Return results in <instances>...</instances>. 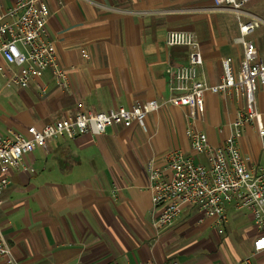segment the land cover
<instances>
[{
  "label": "crops",
  "instance_id": "crops-1",
  "mask_svg": "<svg viewBox=\"0 0 264 264\" xmlns=\"http://www.w3.org/2000/svg\"><path fill=\"white\" fill-rule=\"evenodd\" d=\"M16 0H2L9 5ZM49 9L48 38L67 86H56L49 71L26 89L0 85V133L25 134L73 110L105 112L135 102L169 96L168 66L187 63L186 47H168L165 34H195L202 54L198 78L215 84L221 62L230 57L236 72L242 55L238 23L212 0H43ZM243 21L258 26L246 39L264 52V0H249ZM44 85L40 95L35 85ZM256 105L264 112V85L256 88ZM240 102L206 94L203 114L192 119L188 109L164 103L149 113L143 127L113 125L103 134L73 140L53 138L24 158L26 168L13 171L0 193V230L12 264H244L255 232L250 214L226 208L227 221L218 234L211 220L197 221L185 207L173 225L157 236L150 225L147 167L169 173L167 155L181 151L194 162L187 131L206 135L221 145ZM251 163L264 162L254 125L238 140ZM112 187L116 194L112 195ZM0 264H6L0 258ZM249 264H264V252Z\"/></svg>",
  "mask_w": 264,
  "mask_h": 264
},
{
  "label": "built area",
  "instance_id": "built-area-1",
  "mask_svg": "<svg viewBox=\"0 0 264 264\" xmlns=\"http://www.w3.org/2000/svg\"><path fill=\"white\" fill-rule=\"evenodd\" d=\"M217 10L230 11L238 23L242 55L235 72L232 59L221 62V75L215 84L198 78L202 65L199 42L194 33L170 30L165 34L168 47H186L187 63L168 66V98L135 102L129 107L118 106L105 112L73 110L41 127L31 125L25 134L0 133V193L8 186L13 171L26 168L24 158L37 148L46 149L53 138L73 140L93 133L103 134L113 125L143 127L145 117L167 103L188 109V115L203 114L206 94L221 95L240 102L237 116L229 124L224 142L212 147L204 133L187 131L191 151L202 155L205 162H194L181 151L167 155L165 175L163 169L148 164L151 204L156 209L150 225L157 236L170 228L185 207L197 213L198 223L206 219L218 234L227 221L226 208L245 210L250 214L255 236L251 255L243 259L249 264L252 255L264 252V168L243 156L238 146L245 127L254 125L261 141L264 156V112L256 105V88L264 85V52L258 53L253 42L246 37L258 26L256 20L243 21L247 13L243 6L249 0H212ZM49 9L43 0H16L4 5L0 0V85L26 89L34 78L49 71L56 86L66 88V72L56 62L55 48L48 38ZM40 95L44 85L36 84ZM112 195L116 188L112 187ZM0 258L12 264L10 248L0 230ZM136 264H158L153 259ZM169 264H177L170 262Z\"/></svg>",
  "mask_w": 264,
  "mask_h": 264
},
{
  "label": "rangeland",
  "instance_id": "rangeland-1",
  "mask_svg": "<svg viewBox=\"0 0 264 264\" xmlns=\"http://www.w3.org/2000/svg\"><path fill=\"white\" fill-rule=\"evenodd\" d=\"M262 168H264V162L263 163H261V165H260Z\"/></svg>",
  "mask_w": 264,
  "mask_h": 264
}]
</instances>
